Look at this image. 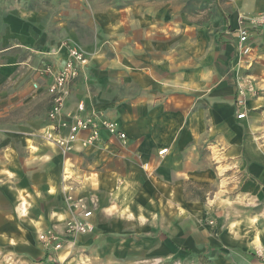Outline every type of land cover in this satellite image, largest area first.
Segmentation results:
<instances>
[{
	"label": "crops",
	"instance_id": "obj_1",
	"mask_svg": "<svg viewBox=\"0 0 264 264\" xmlns=\"http://www.w3.org/2000/svg\"><path fill=\"white\" fill-rule=\"evenodd\" d=\"M256 11H264V0L254 5L240 2L239 13ZM238 15L233 14L234 23ZM37 26L36 19H23L16 13L2 15L0 20V99L8 84L21 89L25 81L31 87L37 82L40 87H33V96L39 100L42 95L47 105L42 127L30 136L16 131L17 141L3 148L5 158L11 151L12 160L4 161L14 175H5L0 181L16 183L21 206L11 211L0 207V242L16 251L22 261L44 259L46 250L39 233L53 227L62 229L69 218L62 191L66 173L72 177L77 194L98 202L93 217L96 234L78 236L57 253L67 264L87 259L92 264V259L100 256L101 232L114 241L124 233L134 237L141 233L143 239L155 241L152 234L168 232L181 245L178 235L184 229L183 184L187 180L212 183L220 175L238 176L240 183L258 185L250 197L264 201V23L250 28L253 59L243 68L238 67V57L230 65L224 53L220 56L222 49L216 50L209 42L186 44L184 49L179 46V54L169 55L166 34L150 30L129 33L126 43L115 46L109 58L95 55L86 69L87 76L72 86L66 110L78 112L84 102V114L94 110L117 119L127 142L103 132L100 143L89 148L78 145L66 156L39 137L48 124L51 77L40 76L37 69L46 62L55 69L64 64L65 48L52 54L63 40L92 52L97 50L95 39L86 42L67 22H54L63 30L70 26L63 35H40ZM216 57H221L217 63ZM239 73L255 79L259 90L257 96L249 97L243 119L237 117L235 107ZM1 102L0 106L5 105ZM18 141L26 154H21ZM163 149L168 150L160 154ZM237 166L238 174L228 171ZM189 210V214L198 215L196 203ZM253 235L252 242H242L241 247L253 244L258 254L262 253L264 206L258 213V232ZM164 238L159 235L152 248L148 244V253L161 249ZM241 255L245 264H263L252 252ZM222 260H214V264H228Z\"/></svg>",
	"mask_w": 264,
	"mask_h": 264
},
{
	"label": "rangeland",
	"instance_id": "obj_2",
	"mask_svg": "<svg viewBox=\"0 0 264 264\" xmlns=\"http://www.w3.org/2000/svg\"><path fill=\"white\" fill-rule=\"evenodd\" d=\"M256 1L258 3V0H246L251 5ZM240 2L243 0H0V20L2 15L13 13L23 19L32 17L38 23L36 29L40 35L48 32L63 35L70 26L63 30L62 26H54V22H67L86 42L95 39L97 50L90 52L81 44L63 40L52 51L63 44H75L88 53L90 60L95 55L109 58L115 46L126 43L129 33L150 30L166 34L169 55L179 54V46L184 49L186 44L199 42L204 45L209 42L213 43L216 50L222 49L220 56L224 53L231 65V61L238 57V40H235L237 29L258 19V15L264 12L239 13ZM234 13L239 14L236 23L232 20ZM199 49L203 50L201 46ZM220 58L216 57V63ZM19 67L24 68L23 65ZM224 68L228 70L227 63ZM22 85L20 89V86L8 84L2 89L4 95L0 102L3 101L5 105L0 106V110L6 111L0 112L1 181L5 175H14L12 167L4 161L9 158L12 160L11 151L7 152V158L4 157V145L16 140V131L20 130L24 136H30L45 123L47 105L43 96L40 95L37 100V96H33L36 95L34 85L31 87L28 81ZM18 143L22 145V142ZM20 150L21 154H26L23 145ZM239 169L238 166L231 167L228 171L238 174ZM219 178L212 183L194 179L184 182V229L182 234H177L182 238V246L176 244L168 232L163 235L152 234L151 239L156 237L155 241H148V237L143 239L141 233L135 237L124 233L114 241L101 232L99 235L104 237L98 240L102 244L100 256L96 254L97 258L92 259V264H214V260L220 262L222 259L228 261V264H245L241 252H252L260 257L264 251L258 254L257 246L252 244L245 249L241 247L242 242H252L253 234L258 232V213L264 201L250 197V192L258 191V185L240 183L238 176L231 178L220 175ZM1 181L0 207L10 211L15 206L20 207L21 198L17 196L19 191L16 183ZM88 199L90 204L93 202L90 206L95 210L98 202L93 197ZM194 203L197 204V216L188 212ZM94 232L95 228L88 234H96ZM159 235L165 237L162 248L148 253L147 245L150 248L157 245ZM39 261L41 259L29 263L22 261L16 251L0 242V264H38ZM89 262L87 259L81 264H91Z\"/></svg>",
	"mask_w": 264,
	"mask_h": 264
},
{
	"label": "built area",
	"instance_id": "obj_3",
	"mask_svg": "<svg viewBox=\"0 0 264 264\" xmlns=\"http://www.w3.org/2000/svg\"><path fill=\"white\" fill-rule=\"evenodd\" d=\"M261 23H264V12L258 15V19L251 21L250 24H243L237 29L239 68L252 63L253 48L250 44V28ZM64 48L67 50V57L60 68L55 69L52 63L46 62L37 69L40 76L49 75L51 77V82L47 87L50 96L48 124L40 132L39 137L49 145L56 147L64 156L76 150L78 145L89 148L100 143L103 132L124 143L127 142L126 132L123 131L117 119L94 110L84 114L86 112L84 102L79 104L78 112L72 113L66 110L72 86L80 78L87 76L86 69L91 60L88 53L75 44H63L58 49H54L52 54H59ZM34 87L38 89L39 83L35 82ZM258 93L255 79L250 75L239 73L236 76L235 107L239 119L247 115L249 97L257 96ZM167 150L163 149L159 153L164 154ZM67 174L63 177L65 184L62 191L70 216L64 221L62 229L53 227L39 233V239L46 254L38 264H67L65 260L58 257L57 253L63 250L69 242L74 243L78 236L86 235L95 228L94 208L90 206L93 202L90 204L86 196L76 193V187L70 182L72 177ZM260 257L264 264V253Z\"/></svg>",
	"mask_w": 264,
	"mask_h": 264
}]
</instances>
